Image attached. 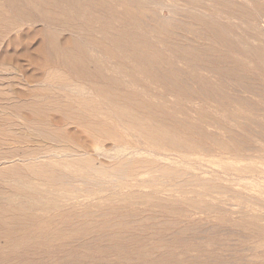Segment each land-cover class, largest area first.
Returning <instances> with one entry per match:
<instances>
[{"label": "bare ground", "instance_id": "1", "mask_svg": "<svg viewBox=\"0 0 264 264\" xmlns=\"http://www.w3.org/2000/svg\"><path fill=\"white\" fill-rule=\"evenodd\" d=\"M109 3L108 0H0V38L7 37L5 48L1 49L4 53L0 56L1 65L8 63L18 69L27 86L13 91V81L5 84L13 87L14 99L0 91V100L4 102L0 101V122L37 127L34 135L18 131L14 134L12 127L0 132V141L27 143L21 153L27 162L0 167V240L4 241L0 245V264H33V258L43 262L58 260L62 254L81 249L87 240L76 239L79 238L76 229L80 228L74 222L83 214L72 210L73 205H65L61 198H94L103 190L87 195L95 190L84 192L79 185L102 184L107 189L112 182L117 183L112 193L119 197L110 194L105 200L115 204L129 205L134 195L143 198L165 194L171 198L170 189L159 186L157 179L159 176L175 187L172 188L175 193L173 166L156 159L190 163L192 157L212 150L204 144L211 133L202 124L212 116L206 110L211 101L183 95L185 92L168 86L159 74L185 69L190 62L188 54L181 52L180 46V51L175 50L177 47H172V43V48H168V39L162 38L165 42L154 38L144 32L146 27L142 33L139 26L133 30L134 16L129 22L114 23L107 16ZM124 8L133 15L135 9ZM138 32L140 35H133ZM35 39L36 46L32 47ZM199 40L203 41L202 36H197ZM8 47L13 53L5 54ZM161 47L170 49L172 55L165 58ZM20 59L41 76L28 73ZM3 82L0 78V87ZM33 82L36 87L29 89ZM154 85L162 89H155ZM14 100L20 103L13 104ZM169 104L171 108L167 109L165 105ZM182 120L190 127L188 132L182 128ZM68 125H74L73 129L65 127ZM98 138L110 140L111 147L99 145ZM41 143L49 146L41 147ZM5 144L0 143V147ZM223 150L224 146L218 148L219 152ZM13 156L12 150L5 151L0 162L15 161ZM37 158L43 159L36 161ZM143 174L150 177L140 178ZM125 187H150L152 192L120 194ZM51 211L55 215L46 218ZM103 219L105 224L107 218ZM103 228L99 233L103 234ZM83 235H88V230ZM34 247L41 250L32 252Z\"/></svg>", "mask_w": 264, "mask_h": 264}, {"label": "rangeland", "instance_id": "2", "mask_svg": "<svg viewBox=\"0 0 264 264\" xmlns=\"http://www.w3.org/2000/svg\"><path fill=\"white\" fill-rule=\"evenodd\" d=\"M108 1L107 16L114 23L119 20L129 22L134 16L133 30L139 26L142 33L146 27L144 32L154 38L165 42L168 39V48L177 47V50L180 46L181 52L188 54L190 62L185 69L159 74L168 86L178 87L182 94L185 92L183 95L211 101L213 106H206V110L212 116L202 124L211 133L204 144L212 150L192 157L190 163L156 159L161 164L173 166V178L177 180L175 193L172 190L175 187L159 176L157 179L159 186L170 189L167 191H171V198L165 194L143 198L134 195L129 205L115 204L105 200L110 194L115 195L112 192H115L117 183L112 182L107 189L102 184L93 187L79 185L84 192L95 190L87 195L103 190L94 198H61L65 205L71 204L72 210L83 214L78 216L74 226L80 228L76 229L80 239H76L87 240V243L73 254H62L58 260L51 258L43 262L33 258V264H264V0ZM195 4H202L208 11ZM123 7L135 9L133 15ZM197 36H202L203 41H197ZM6 39L0 38V56L4 54ZM36 41L32 42V47L36 46ZM161 48L165 58L172 55L170 49ZM11 53L13 51L8 47L5 54ZM1 58L0 78L4 82L0 91L14 99L13 87L8 88L5 84L13 81V91L26 89L24 75L8 63L7 66L1 65ZM19 63L27 68L28 73L41 76L27 66L25 60L20 59ZM33 87H36L34 82L29 89ZM154 88L162 89L157 85ZM165 107L171 108L170 104ZM178 116L182 119L180 112ZM181 122L182 128L188 132V124ZM0 123H3L0 132L12 127L14 134L18 131V134L34 135L33 130L37 128L18 122L12 126ZM65 127L72 130L74 125ZM98 140L102 147H111L110 140ZM139 140L145 142L143 138ZM2 142L6 144L0 147V155L12 150L15 161L0 162V167L26 161L21 153L27 143ZM30 146L41 150L46 144ZM223 146L224 150L219 152L218 148ZM16 158L22 162L18 163ZM148 177L147 174L140 176ZM129 192L150 194L152 188L125 187L120 194ZM54 215L51 211L46 218ZM104 217L107 218L105 224ZM41 224L44 225L45 221ZM102 226L103 234L99 233ZM59 227L69 226L59 224ZM87 230L88 235L84 236ZM3 244L4 241L0 240V245ZM33 249L32 252L37 253L41 250Z\"/></svg>", "mask_w": 264, "mask_h": 264}]
</instances>
